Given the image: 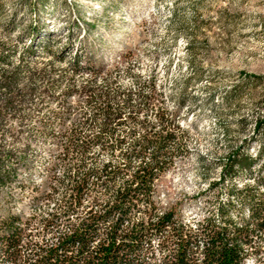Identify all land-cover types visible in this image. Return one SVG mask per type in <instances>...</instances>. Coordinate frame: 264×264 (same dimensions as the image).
Listing matches in <instances>:
<instances>
[{
  "label": "rangeland",
  "instance_id": "rangeland-1",
  "mask_svg": "<svg viewBox=\"0 0 264 264\" xmlns=\"http://www.w3.org/2000/svg\"><path fill=\"white\" fill-rule=\"evenodd\" d=\"M167 134L156 212L193 230L232 188L264 202V0H0V224L18 218L23 258L107 203L161 151L137 143ZM237 154L247 164L221 179ZM106 164L122 174L90 175L66 214L76 180ZM138 207L132 223L152 208ZM251 207L234 198L230 215ZM248 252L264 264V229Z\"/></svg>",
  "mask_w": 264,
  "mask_h": 264
},
{
  "label": "trees",
  "instance_id": "trees-1",
  "mask_svg": "<svg viewBox=\"0 0 264 264\" xmlns=\"http://www.w3.org/2000/svg\"><path fill=\"white\" fill-rule=\"evenodd\" d=\"M104 115L113 118L115 114L107 109ZM262 122L258 121L256 126ZM171 137L170 134L157 140L145 137L143 143H137L140 149L135 148L138 150L133 153L152 146L163 152L156 151L153 160L138 168L131 179L123 181L107 203H95L84 216H79L75 223L60 231L55 242L30 247L31 253L35 251L33 255L23 258L18 218L12 217L0 224L2 261L7 264H246L248 248L253 245V232L264 229V202L255 203L252 192L246 188H232L230 198L218 205V214L206 218L193 230L176 220L174 209L155 211L152 188L155 176L168 164L167 152L162 148ZM80 148L85 152V145ZM261 158H264V144L256 159ZM245 164L239 154L233 155L221 179H225L229 171L231 174L235 166ZM121 174L119 167L106 164L100 172L91 170L83 175L73 184L72 203L65 213L70 211L73 203H81L91 184L90 175L105 176L106 179L100 181L108 187V182ZM4 177L1 175L0 181ZM234 198L250 201L252 205L250 218L241 223L230 215ZM140 203H147L152 208L146 219L132 223V213ZM51 215L46 220L47 225L56 226L59 218ZM155 239L157 242L153 243Z\"/></svg>",
  "mask_w": 264,
  "mask_h": 264
},
{
  "label": "built area",
  "instance_id": "built-area-1",
  "mask_svg": "<svg viewBox=\"0 0 264 264\" xmlns=\"http://www.w3.org/2000/svg\"><path fill=\"white\" fill-rule=\"evenodd\" d=\"M184 226H186L187 228H191V226H187L186 224H184Z\"/></svg>",
  "mask_w": 264,
  "mask_h": 264
},
{
  "label": "bare ground",
  "instance_id": "bare-ground-1",
  "mask_svg": "<svg viewBox=\"0 0 264 264\" xmlns=\"http://www.w3.org/2000/svg\"><path fill=\"white\" fill-rule=\"evenodd\" d=\"M194 228V227H193Z\"/></svg>",
  "mask_w": 264,
  "mask_h": 264
}]
</instances>
